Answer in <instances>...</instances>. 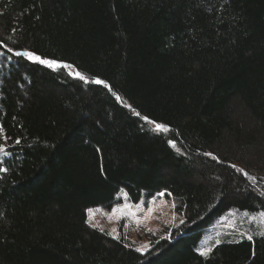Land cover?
<instances>
[{
  "label": "trees",
  "instance_id": "16d2710c",
  "mask_svg": "<svg viewBox=\"0 0 264 264\" xmlns=\"http://www.w3.org/2000/svg\"><path fill=\"white\" fill-rule=\"evenodd\" d=\"M0 139V264H264L262 234L198 253L264 213V0H0ZM159 193L184 223L144 254L86 224Z\"/></svg>",
  "mask_w": 264,
  "mask_h": 264
},
{
  "label": "rangeland",
  "instance_id": "374dc122",
  "mask_svg": "<svg viewBox=\"0 0 264 264\" xmlns=\"http://www.w3.org/2000/svg\"><path fill=\"white\" fill-rule=\"evenodd\" d=\"M1 142L0 139V144ZM251 175L255 179L248 177L251 180L250 186L255 187L254 191H260L258 196L264 200V185L260 188L254 182H264L263 178ZM121 200V204L110 210L87 211L86 224L89 228L123 241L136 251L139 249L137 252L141 254L150 249L153 240L168 238L184 223L183 216L177 211V203L170 196L158 195L151 201L137 205L127 203L124 196H121ZM261 234H264V213L230 211L205 232L198 253L211 249L218 242H239Z\"/></svg>",
  "mask_w": 264,
  "mask_h": 264
},
{
  "label": "snow or ice",
  "instance_id": "6c2138e0",
  "mask_svg": "<svg viewBox=\"0 0 264 264\" xmlns=\"http://www.w3.org/2000/svg\"><path fill=\"white\" fill-rule=\"evenodd\" d=\"M9 51H11V49H9ZM16 54H17V55H21L20 53H16ZM23 55H24L25 57H27L29 60H32V61H38L39 63H41V64H45V65H47V66L50 67V68H55V67H59V66H60V65L57 64V62L52 61V60L42 59L41 57L34 55L32 52H24ZM63 67H71V66H70V65H63ZM75 75H76L79 79H81V80H85V77H84L83 75H81L80 73H76ZM85 82H87V81H85ZM94 83H96V84H98V85H103V86L106 87V88L108 87V85L105 84L104 81L99 80V79L95 80ZM118 99H119V97H118ZM136 115H139V113H136ZM144 119H145V120H148L147 117H144ZM149 123H152V121H149ZM155 130H156V131H164V132L168 131L167 127H166L165 125H162V124H155ZM16 142L19 143V141H16ZM169 143L171 144L172 141H169ZM173 146H174V145H173ZM0 151H3V148H2V147H0ZM205 155H211V154H210V153H206ZM214 158H215V157H214ZM233 167H234V166H233ZM0 171H6V169H0ZM244 175L247 176L248 174L245 172ZM251 179H255V178L252 177ZM158 195H164V194H163V193H159ZM262 235H264V234H262ZM248 239L251 240L252 237H248ZM218 243H219V242H218ZM137 251H139V249H137ZM208 251H210V249H208V250H201L200 255H202V256H207Z\"/></svg>",
  "mask_w": 264,
  "mask_h": 264
}]
</instances>
